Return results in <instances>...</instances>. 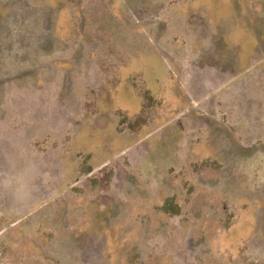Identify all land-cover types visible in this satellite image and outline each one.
<instances>
[{"label": "rangeland", "instance_id": "obj_1", "mask_svg": "<svg viewBox=\"0 0 264 264\" xmlns=\"http://www.w3.org/2000/svg\"><path fill=\"white\" fill-rule=\"evenodd\" d=\"M0 264H264V0H0Z\"/></svg>", "mask_w": 264, "mask_h": 264}, {"label": "trees", "instance_id": "obj_2", "mask_svg": "<svg viewBox=\"0 0 264 264\" xmlns=\"http://www.w3.org/2000/svg\"><path fill=\"white\" fill-rule=\"evenodd\" d=\"M7 166V164L3 165V168H5Z\"/></svg>", "mask_w": 264, "mask_h": 264}]
</instances>
